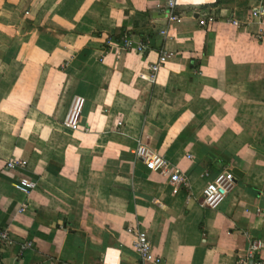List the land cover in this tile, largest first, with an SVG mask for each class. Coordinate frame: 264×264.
<instances>
[{"label":"crops","instance_id":"0c3cea01","mask_svg":"<svg viewBox=\"0 0 264 264\" xmlns=\"http://www.w3.org/2000/svg\"><path fill=\"white\" fill-rule=\"evenodd\" d=\"M180 2L170 22L167 0H0V228L12 237L0 264H157L134 249L138 223L161 264H239L255 241L264 254V7L256 18L257 0ZM119 34L147 51L110 46ZM140 142L191 187L173 193ZM224 169L229 194L202 205ZM19 177L39 184L26 194Z\"/></svg>","mask_w":264,"mask_h":264},{"label":"built area","instance_id":"2783aa9c","mask_svg":"<svg viewBox=\"0 0 264 264\" xmlns=\"http://www.w3.org/2000/svg\"><path fill=\"white\" fill-rule=\"evenodd\" d=\"M258 5L252 9V17L261 18L263 15L264 0H257ZM182 3L180 0H167L166 8L169 15V21H181L182 17L178 12V7ZM215 21V16L208 12H201L199 17V23L201 26L207 27ZM235 24H239L238 20H234ZM163 34H167L166 30L162 31ZM110 46L122 47L123 49H137L140 53H145L149 47V39H143L137 45H135L130 35H124L119 41H109ZM166 53H161L157 62L153 63L151 69V80H154L160 69L165 65L168 60ZM83 99L76 98L67 114L65 122L72 128L78 127V116L81 111ZM122 122H120L121 124ZM135 154L138 159L142 160L149 169L159 171L169 177V182L173 187V193L177 194L184 188H190L189 177L180 172L177 169L171 167L168 160L161 154L153 150L150 145L140 142L135 149ZM28 161L25 159H11L7 163L9 168H26ZM205 178H209L210 172L203 173ZM38 181L29 179L27 177H19L17 179L15 187L26 193L30 194L38 186ZM234 184V177L228 169H224L215 175L211 180L207 182L203 190L202 205L215 207L220 201H222L228 194L231 187ZM23 205V209L26 208ZM128 233L134 236V249L139 255L140 259L144 262L154 261L157 264L162 263L161 257L154 256L153 245L148 235V231L142 228L138 223L135 225H129L127 228ZM12 241V237L8 229L0 228V242L9 244ZM33 246L32 241H26L22 244V250L31 248ZM262 245L260 241L253 242L246 253L240 257L239 264H264V254L261 252Z\"/></svg>","mask_w":264,"mask_h":264},{"label":"trees","instance_id":"16d2710c","mask_svg":"<svg viewBox=\"0 0 264 264\" xmlns=\"http://www.w3.org/2000/svg\"><path fill=\"white\" fill-rule=\"evenodd\" d=\"M122 36H123V34H119V35L113 36V38H114L116 41H119V40L121 39Z\"/></svg>","mask_w":264,"mask_h":264}]
</instances>
